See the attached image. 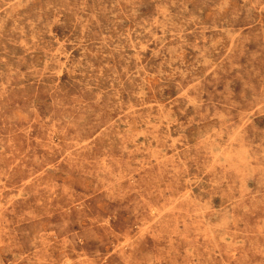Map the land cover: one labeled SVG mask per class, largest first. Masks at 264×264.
<instances>
[{
    "label": "rangeland",
    "instance_id": "rangeland-1",
    "mask_svg": "<svg viewBox=\"0 0 264 264\" xmlns=\"http://www.w3.org/2000/svg\"><path fill=\"white\" fill-rule=\"evenodd\" d=\"M0 264H264V0H0Z\"/></svg>",
    "mask_w": 264,
    "mask_h": 264
}]
</instances>
